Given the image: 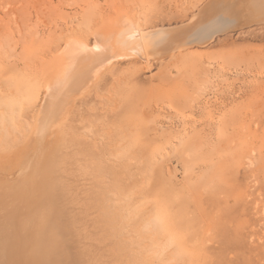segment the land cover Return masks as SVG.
Masks as SVG:
<instances>
[{
    "label": "rangeland",
    "instance_id": "obj_1",
    "mask_svg": "<svg viewBox=\"0 0 264 264\" xmlns=\"http://www.w3.org/2000/svg\"><path fill=\"white\" fill-rule=\"evenodd\" d=\"M249 5L0 0V167L13 169L0 168V231H15L0 234V264H28L43 235L53 264H264V22ZM131 29L144 49L123 41ZM96 31L122 59L102 70L59 130L49 121L42 136L24 139L51 58L67 38L91 45ZM157 213L174 243L153 224Z\"/></svg>",
    "mask_w": 264,
    "mask_h": 264
},
{
    "label": "bare ground",
    "instance_id": "obj_2",
    "mask_svg": "<svg viewBox=\"0 0 264 264\" xmlns=\"http://www.w3.org/2000/svg\"><path fill=\"white\" fill-rule=\"evenodd\" d=\"M228 1H231L232 2V0H228ZM235 1H237V0H235ZM241 1H243V0H241ZM248 1H250V5H249V8L251 7V10H253V12H254V17H255V19L257 20V21H260L261 23L262 22H264V0H248ZM224 2H226V0H224ZM211 3V2H210ZM240 3V2H239ZM245 3V2H244ZM244 3H241V4H244ZM236 4V2L234 3V5ZM233 5V7H235ZM247 5H248V2H247ZM239 6H241V5H239ZM245 6V5H244ZM244 6H243V8H244ZM119 7V6H118ZM122 7V6H121ZM127 7V6H126ZM232 7V8H233ZM247 7V6H246ZM125 8V7H124ZM123 8V9H124ZM231 8V9H232ZM239 8V7H238ZM220 9V8H219ZM242 9V8H241ZM234 10V9H233ZM239 10V9H238ZM250 10V11H251ZM135 11V10H134ZM121 12V11H120ZM132 12H133V10H132ZM131 12V13H132ZM233 12V11H232ZM240 12H241V10H240ZM247 12V11H246ZM245 12V13H246ZM113 13V12H112ZM128 13V12H127ZM242 13H244V11L242 12ZM252 13V12H251ZM114 14V13H113ZM125 14V13H124ZM218 14V13H217ZM231 14V13H230ZM235 14V13H234ZM120 15V14H119ZM227 15H229V13L227 14ZM226 15V16H227ZM242 15H244V14H242ZM247 15V14H246ZM251 15V14H250ZM230 16V15H229ZM239 16H241V13H240V15ZM249 16V15H248ZM129 17V16H128ZM223 17V16H222ZM250 17H252V15L250 16ZM109 18V17H108ZM121 18H123V17H121ZM126 18V17H125ZM219 18H220V16H219ZM234 18H236V17H234ZM238 18V17H237ZM241 18V17H240ZM239 18V19H240ZM243 18H244V16H243ZM243 18H241L239 21H242V20H244ZM249 18V17H248ZM226 20V17H224L223 18V20ZM253 19V18H252ZM222 20V19H221ZM250 20V19H249ZM248 20V21H249ZM127 21V20H126ZM125 21V22H126ZM238 21V20H237ZM236 21V22H237ZM238 21V22H239ZM246 21V20H245ZM247 21V22H248ZM117 22H118V20H117ZM259 22V23H260ZM119 23V22H118ZM240 23V22H239ZM245 23V22H244ZM257 23V22H256ZM127 24L128 23H125V26L124 25H122V24H118V25H120V27L121 26H124V27H126L127 26ZM129 24H131V22H129ZM250 24V23H249ZM253 24V23H252ZM237 25V24H236ZM247 25V24H246ZM98 26H102V25H98ZM130 26H133L132 24L130 25ZM135 26V25H134ZM133 26V27H134ZM231 26V25H230ZM244 26V25H243ZM124 27H122V29L124 28ZM140 27V26H139ZM171 28L173 27V26H170ZM212 27V26H211ZM175 28V27H174ZM187 28V27H186ZM214 28V27H213ZM133 29V28H132ZM132 29H131V31L129 32V31H125V38L123 39V41L126 43L127 41H125V40H133V42H134V46L135 47H139L140 49H144V47H145V45H146V42H145V40H142L143 42H138L137 40H135L134 41V39H136V38H141V35L138 33V32H136V31H132ZM136 29V28H135ZM173 29V28H172ZM179 29V28H178ZM226 29V28H225ZM124 30H127V29H125L124 28ZM143 30V29H142ZM170 30V29H169ZM176 30V29H175ZM231 30H232V28H231ZM74 31V30H73ZM123 31V30H122ZM156 31V30H155ZM154 31V32H155ZM171 31V30H170ZM174 31V30H173ZM172 31V32H173ZM178 31V30H177ZM202 31V30H201ZM206 31V30H205ZM205 31H203V32H205ZM124 32V31H123ZM142 32V31H141ZM145 32V31H144ZM181 32V31H180ZM117 33V32H116ZM182 33V32H181ZM146 34V33H145ZM151 34V33H150ZM157 34V33H156ZM160 34H162L161 32H160ZM187 34V33H186ZM211 34H214V33H211ZM210 34V35H211ZM217 34H218V32H217ZM70 35H72V34H70ZM152 35V34H151ZM170 35H172L171 33H170ZM188 35V34H187ZM74 36V35H73ZM102 34H100V32H95V35H94V41H93V43L90 45V44H87L86 42H84V41H82V40H79V39H75L74 37H72V38H67L66 40H65V42H64V45H63V47L61 48V50L58 52V53H56V57L54 58L53 57V59L51 58V60H50V63L48 64V66L46 67V65H42V66H44V67H46V69L44 68V67H42L43 69H45V76H44V89H45V92L43 91V93H44V96H43V99H42V101H41V103H40V106L38 107V109L32 114V121H31V124H30V126H27L26 127V129H25V131H26V134H25V132H24V134H25V136H22V137H24V139H27V140H29L30 138H32L33 136H35V135H38V136H42L43 134H44V131H45V129H46V125H47V123L50 121L51 123L52 122H58L59 124H58V127L56 128V129H58L60 126H63L65 123H66V121L68 120V112H71V110H72V107H74V105L75 104H78V103H75V102H77L76 100L78 99V98H80L81 99V97L82 96H84L85 94H87V93H89V92H92V91H90L91 90V88H93V86H94V84H95V86H96V81H99V80H97L98 79V76L100 75V73L102 72V70L106 67V66H108V65H110L114 60H117L118 58H121L122 59V57H123V55L116 49V47L114 48L113 46H111V45H108L106 42H103V40H102ZM175 36V35H174ZM75 37H79V36H75ZM81 37V36H80ZM122 37V36H121ZM146 37V36H145ZM176 37V36H175ZM86 38V37H85ZM107 38V37H106ZM119 38H120V36H119ZM139 38V39H140ZM214 38V37H213ZM143 39H145V38H143ZM153 39V38H152ZM170 39H172V38H170ZM175 39V38H174ZM178 39V38H177ZM173 40V39H172ZM180 40V39H179ZM179 40H178V42H179ZM182 40V39H181ZM204 40V39H203ZM176 41V40H175ZM210 41V40H209ZM125 43H124V45H125ZM128 43V42H127ZM126 43V44H127ZM176 43V42H175ZM180 44V43H179ZM178 45V44H177ZM182 45V44H181ZM180 45V46H181ZM184 45H185V42H184ZM201 45V44H200ZM122 46V45H121ZM133 46V45H132ZM61 47V46H60ZM182 47H184V46H182ZM185 47H186V45H185ZM97 48H99L100 50L99 51H97L96 49ZM151 48V47H150ZM153 48V47H152ZM59 49V48H58ZM57 49V50H58ZM121 49H124V46H123V48H121ZM133 49H135V48H133ZM133 49H131V50H133ZM175 49V48H174ZM180 49H182V48H180ZM56 50V51H57ZM124 50H126V49H124ZM144 51H146V50H144ZM150 51H152L151 49H150ZM172 51V50H171ZM174 51V50H173ZM172 51V52H173ZM137 52H139V51H137ZM147 52H145V53H143V54H146ZM175 53V52H174ZM135 54H139V53H135ZM150 54V53H149ZM126 55H128V54H126ZM147 55H148V53H147ZM146 55V56H147ZM131 56V55H130ZM138 56V55H137ZM126 57V56H125ZM128 57V56H127ZM131 57H135V55H133V56H131ZM139 57V56H138ZM137 57V58H138ZM130 58V57H129ZM142 58V57H141ZM152 58V57H151ZM155 57H153L152 59H154ZM143 59H145V58H143ZM148 59V58H147ZM140 60V59H139ZM165 61V60H164ZM46 63L48 62V60L47 61H45ZM114 64H115V62H113ZM113 65V64H112ZM109 69V68H108ZM108 69H104V70H106V72H107V70ZM111 69V68H110ZM109 71V70H108ZM42 72H44L43 70H42ZM44 74V73H43ZM103 75V74H102ZM95 86H94V88H95ZM98 86V85H97ZM96 89H97V87H96ZM94 90V89H93ZM95 91V90H94ZM90 94V93H89ZM95 94V93H94ZM96 95V94H95ZM88 97V96H87ZM84 98V97H83ZM86 98V97H85ZM79 100V99H78ZM85 100V99H84ZM76 107V106H75ZM74 112V111H73ZM4 118H5V116H4ZM4 123H5V121H3ZM68 122V121H67ZM69 123H70V121H69ZM56 123H54V125H55ZM6 125V124H5ZM60 125V126H59ZM53 127H55V126H53ZM53 127H51V129L53 128ZM66 127V126H65ZM73 127V126H72ZM50 128V127H49ZM61 129V128H60ZM52 130H54V129H52ZM59 130V129H58ZM75 130V129H74ZM48 131H50V130H48ZM56 132H57V130H55ZM52 132H54V131H52ZM55 132V133H56ZM64 132V131H63ZM74 132V131H73ZM3 133V132H2ZM62 133V132H61ZM76 133V132H75ZM58 135H59V132L57 133ZM63 134V133H62ZM50 135V134H49ZM51 135H53V133L51 134ZM57 135V136H58ZM1 136V135H0ZM18 135H16V136H14V138H16ZM60 136H62V135H60ZM74 136H76V135H74ZM2 137V136H1ZM0 137V138H1ZM53 137H54V135H53ZM46 138V137H45ZM44 138V139H45ZM51 138H52V136H51ZM66 138V137H65ZM76 138H78V137H76ZM49 139V138H48ZM60 139H61V137H60ZM20 141H22L23 142V138H22V140L21 139H19ZM37 140V139H36ZM50 140V139H49ZM62 140V139H61ZM19 141V142H20ZM65 141V140H64ZM18 142V143H19ZM22 142H20V143H22ZM27 142V141H26ZM36 142V141H35ZM45 142H49V141H47V139H45ZM66 142V141H65ZM2 143V142H1ZM18 143H17V145H18ZM51 144H54V143H52V141H51ZM51 144H49V145H51ZM12 145V144H11ZM16 145V146H17ZM21 145V144H20ZM68 145H70L69 143H68ZM2 146V145H1ZM13 146V145H12ZM16 146H13V147H16ZM29 146V145H28ZM47 146L48 145H45L44 147L45 148H47ZM3 147H4V145H3ZM12 147V148H13ZM30 147V146H29ZM37 147H39V146H37ZM58 147V146H57ZM4 148H6V147H4ZM4 148H2V149H4ZM17 148V147H16ZM16 148H14V149H16ZM25 148V147H24ZM70 148V147H69ZM95 148V147H94ZM31 149V148H30ZM34 149V148H33ZM41 149V148H40ZM25 150V149H24ZM42 150V149H41ZM48 150V149H47ZM68 150V149H67ZM8 151H10V150H7V152H6V154L8 153ZM12 151V150H11ZM15 151V150H14ZM16 151H18V150H16ZM36 152V151H35ZM39 152V151H38ZM42 152H44L43 150H42ZM52 152V151H51ZM55 152V151H54ZM14 153H16V152H14ZM18 153V152H17ZM22 153V152H21ZM31 153V152H30ZM32 153H33V151H32ZM20 154V153H19ZM39 154V153H38ZM8 155V154H7ZM18 155V154H17ZM30 156V155H29ZM38 156V158L36 159V157H33V158H35L36 160V162L39 160V158H40V155H37ZM9 157V156H8ZM24 157H26L27 158V156L26 155H24ZM48 157V156H47ZM46 157V158H47ZM85 157H87L86 155H85ZM14 159V158H13ZM29 159V158H28ZM25 159H22L21 161H23L24 163H26L27 162V160H25ZM34 160V159H33ZM43 160V159H42ZM6 161V160H5ZM15 161H17V158L15 157ZM21 161H19L20 163L19 164H21L22 165V163L23 162H21ZM54 161V160H53ZM7 162V161H6ZM34 162V161H33ZM56 162V161H55ZM0 163H4V162H2V161H0ZM23 163V164H24ZM35 163V162H34ZM40 163V161H38V163H37V165ZM44 163V162H43ZM47 163V162H46ZM49 163V162H48ZM47 163V164H48ZM13 164V163H12ZM29 164V163H28ZM51 164V166H52V163H50ZM50 164H48V165H50ZM55 164V163H54ZM27 165V164H26ZM38 166H41V165H38ZM5 167H7V164H5L4 166H3V168H1V170H3V169H6ZM16 167V166H15ZM26 167V166H25ZM28 168H30L29 167V165L27 166ZM48 168H51V167H49V166H47ZM8 168H10V167H7V169H6V171H4L3 170V172L5 173V172H7V171H9L8 170ZM13 168V167H12ZM37 168V167H36ZM40 168V167H39ZM44 168H46V167H44ZM48 168H47V170H48ZM86 168V167H85ZM88 168V167H87ZM11 169V168H10ZM14 169H16V168H14ZM23 169V168H22ZM38 169V168H37ZM41 169H42V167H41ZM40 169V170H41ZM53 169V168H52ZM58 169V168H57ZM79 168H77V170H78ZM82 169V168H81ZM91 169V168H90ZM89 169V170H90ZM11 170H13V169H11ZM28 170V169H27ZM27 170H25V171H27ZM43 170H45V169H43ZM47 170H45V172L47 171ZM29 171V170H28ZM42 171V170H41ZM49 171H50V169H49ZM53 171V170H52ZM32 173V172H31ZM39 173V172H38ZM37 173V174H38ZM48 173V172H47ZM52 173V172H51ZM87 173V172H86ZM18 174V173H17ZM89 174H90V171H89ZM21 175H24V174H21L20 173V176ZM43 175V174H42ZM41 175V173H40V177H43V178H45V177H47L45 174V176L43 175L42 176ZM87 175V174H86ZM56 177V176H55ZM21 178H25V176H23V177H21ZM28 178H30V177H28ZM49 178V177H48ZM26 179V178H25ZM25 179L22 181V182H26L25 181ZM39 179V178H38ZM47 179V178H46ZM52 180L54 179V178H51ZM88 179V178H87ZM40 180H42L43 182H44V179H39V182H42V181H40ZM51 180V181H52ZM93 180L94 181H96L97 180V178H96V180L93 178ZM93 180L92 181H90V182H93ZM104 181V180H103ZM21 182V180L18 182V183H20ZM28 182V181H27ZM30 182H31V180H30ZM53 182V181H52ZM97 182V181H96ZM32 183V182H31ZM31 183H27V184H24L23 186H25V185H29V186H31ZM71 183V182H70ZM95 183V182H94ZM93 183V184H94ZM54 184H56V183H54ZM69 184V183H68ZM13 185H15V184H13ZM20 186L22 185V184H19ZM42 185H44V184H42ZM7 186V185H6ZM20 186H15V190H17L16 192L18 193V194H21L22 195V193H19V192H22V191H20L21 189V187ZM33 186V185H32ZM31 186V187H32ZM37 186H38V184H37ZM54 186V185H53ZM99 186V185H98ZM102 186V185H101ZM17 187H19V189H17ZM105 188L106 187H104V188H100V189H102V190H105ZM12 189V188H11ZM27 189V188H26ZM25 189V190H26ZM7 190H8V188H7ZM10 190V189H9ZM8 190V191H9ZM1 191H3V190H1ZM31 191H33V189H31ZM99 191V190H98ZM24 192H26V191H24ZM29 191H27V195L29 194L28 193ZM43 192V191H42ZM9 194L11 193V191H9L8 192ZM15 193V191L12 193V194H14ZM31 193V192H30ZM40 193H41V190H40ZM36 194V193H35ZM107 194H109V193H107ZM2 195V194H1ZM37 195H40V194H37ZM110 195V194H109ZM3 196V195H2ZM8 196V195H7ZM10 196H14L15 197V194L14 195H10ZM16 196H18V195H16ZM23 196V195H22ZM30 196V195H29ZM27 197V199H29L30 197ZM90 196H92V195H90ZM106 196V195H105ZM13 197V199H16V197L14 198ZM41 197L42 196H40V199H39V196H38V201H39V203H41L40 201H42L41 200ZM85 197V196H84ZM97 197V196H96ZM111 197V196H110ZM109 197V198H110ZM17 198H19V197H17ZM25 198V197H24ZM108 198V199H109ZM12 199V200H13ZM19 199H21V197L19 198ZM22 199H23V197H22ZM26 199V200H27ZM110 199H112V198H110ZM1 201H3L2 199H0ZM18 200V199H17ZM16 200V201H17ZM30 200V199H29ZM90 200V199H89ZM113 200V199H112ZM0 201V203H2ZM6 201H7V199H6ZM6 201L5 202H3L4 204H6ZM20 200H18V202H19ZM23 201V200H22ZM37 201V202H38ZM75 201V200H74ZM80 201V200H79ZM60 202V201H59ZM98 202V201H97ZM107 202V201H106ZM106 202L104 201V203L106 204ZM21 203V202H20ZM20 203H18L19 205H20ZM38 203V204H39ZM64 203V202H63ZM103 203V202H102ZM17 203L16 204H14V205H18ZM28 204V203H27ZM43 203H41V204H39L38 206H40V205H42ZM72 204V203H71ZM80 204H81V202H80ZM85 204V203H84ZM92 204H94V203H92ZM109 204H111V203H109ZM109 204H106V207H107V205H109ZM2 206H3V204H1ZM24 205H25V201H24ZM56 205V204H55ZM89 205H90V203H89ZM95 205V204H94ZM26 206V205H25ZM28 206V205H27ZM91 206V205H90ZM3 207H5V206H3ZM7 207H8V205H7ZM15 207H18V206H15ZM29 208H31V206H29ZM111 208V207H110ZM20 209V208H19ZM34 209H36V208H34ZM59 209V208H58ZM25 210V209H24ZM27 211H29L28 209H26ZM25 210V211H26ZM74 210V209H73ZM114 210V209H113ZM16 211V210H15ZM24 211V212H25ZM30 211H31V209H30ZM54 211V210H53ZM103 211V210H102ZM264 211V210H263ZM33 213H34V211H32ZM40 212V211H39ZM45 212V211H44ZM87 212V211H86ZM106 212V211H105ZM114 212V211H113ZM1 213V212H0ZM12 213V212H11ZM15 213L16 212H14V216H13V218L16 216L15 215ZM17 213H18V211H17ZM29 213V212H28ZM49 213V212H48ZM104 213V212H103ZM43 214V213H42ZM24 215V214H23ZM57 215V214H56ZM98 215V214H97ZM100 215V214H99ZM98 215V216H99ZM115 215V214H114ZM1 216V215H0ZM17 216H18V214H17ZM103 216V215H102ZM24 217V216H23ZM23 217H21V218H23ZM26 217V216H25ZM33 218H34V216H33ZM46 218V217H45ZM44 218V219H45ZM43 219V220H44ZM102 219V218H101ZM1 220L2 221H5V217H2L1 216ZM0 220V222L2 223H0V227L2 228V225H3V222ZM39 220V219H38ZM37 220V221H38ZM66 220V219H65ZM96 220V219H95ZM110 220H111V218H110ZM27 221V220H26ZM33 221H35V220H33ZM18 222V221H17ZM22 222V221H21ZM25 222V221H24ZM30 222H31V220H30ZM40 222V221H39ZM42 222V221H41ZM44 222V221H43ZM26 223V222H25ZM53 223V222H52ZM101 223V222H100ZM103 223V222H102ZM65 224V223H64ZM99 224V223H98ZM105 224V223H104ZM11 225H12V222H11V224H10V227H11ZM34 225V224H33ZM100 225V224H99ZM4 226V225H3ZM28 226V225H27ZM32 226V225H31ZM48 226V225H47ZM54 226V225H53ZM63 226H65V225H63ZM9 227V228H10ZM34 227V226H33ZM102 227V226H101ZM103 228V227H102ZM3 229H5L4 227H3ZM35 229V228H34ZM39 229V228H38ZM42 229V228H41ZM50 229V228H49ZM76 229V228H75ZM110 229H112V228H110ZM9 230V229H8ZM63 230V229H62ZM9 231H11V233L12 232H15V231H13V230H9ZM9 231H8V233H5V234H9L10 235V233H9ZM41 231V230H40ZM61 231V230H60ZM1 233V235H5L4 234V230H1L0 231ZM3 232V233H2ZM38 232V231H37ZM48 232H50V231H48ZM106 232H108V231H106ZM116 233V232H115ZM13 234V233H12ZM65 234V233H64ZM0 235V236H1ZM33 236V235H32ZM118 236V235H117ZM4 238H7V237H5L4 236ZM28 238V237H27ZM2 238L0 237V240H1ZM102 239V238H101ZM10 240V239H9ZM30 240H31V238H30ZM48 235H43L42 236V238H39V241L37 242L36 240L33 242V243H35L37 246H38V248H39V251H37L38 249L37 248H35V249H37L36 251H37V253H34L33 254V257H29L28 256V254H27V256H28V258H27V256H26V258H27V260L25 259V262H27V261H29V263L28 264H53V262L50 260V256H51V254H50V251L48 250V246H47V243H48ZM92 240V239H91ZM1 241H3V239L1 240ZM1 241H0V245L2 244L1 243ZM5 241H6V239H5ZM32 241V240H31ZM77 241V240H76ZM103 241V240H102ZM105 241V240H104ZM88 242H90V241H88ZM129 242V241H128ZM8 243H10V242H8ZM8 243H6V245L8 244ZM109 243V242H108ZM3 245V244H2ZM2 245L0 246V260L3 258L4 259V257H2L3 255H6L5 253L4 254H2L3 252H2V250H1V247H2ZM6 245H4V248H5V250H6ZM26 245V244H25ZM35 245V246H36ZM12 246V245H11ZM21 246V245H20ZM35 246H33V248L32 249H34V247ZM75 246V245H74ZM108 246V245H107ZM131 246H133L132 244H131ZM22 247V246H21ZM26 247V246H25ZM3 248V249H4ZM17 249V248H16ZM31 249V250H32ZM135 250V249H134ZM20 251V250H19ZM25 251V250H24ZM115 251V250H114ZM113 251V252H114ZM31 252V251H30ZM102 252V251H101ZM122 252V251H121ZM84 253V252H83ZM159 253V250L157 251V252H155L154 253V255L155 256H157V254ZM7 254H9V253H7ZM16 254V253H15ZM22 254V253H21ZM20 254V255H21ZM8 257H10V255H7ZM23 256V255H22ZM87 257V256H86ZM2 261H4V260H2ZM5 263V262H4ZM19 263V262H18ZM103 264V263H102Z\"/></svg>",
    "mask_w": 264,
    "mask_h": 264
},
{
    "label": "snow or ice",
    "instance_id": "obj_3",
    "mask_svg": "<svg viewBox=\"0 0 264 264\" xmlns=\"http://www.w3.org/2000/svg\"><path fill=\"white\" fill-rule=\"evenodd\" d=\"M97 51H99L100 49L97 48ZM152 222L155 225V227L162 233H164L165 235H167L169 237L170 242L174 243L176 240L175 235L171 232V225L167 219V217L163 214H155L152 217Z\"/></svg>",
    "mask_w": 264,
    "mask_h": 264
}]
</instances>
